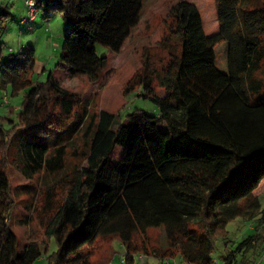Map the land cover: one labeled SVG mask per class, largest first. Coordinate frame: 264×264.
<instances>
[{
  "label": "trees",
  "instance_id": "trees-1",
  "mask_svg": "<svg viewBox=\"0 0 264 264\" xmlns=\"http://www.w3.org/2000/svg\"><path fill=\"white\" fill-rule=\"evenodd\" d=\"M32 1L45 18L62 14L66 31L57 67L91 83L107 68L95 45L118 53L143 2ZM243 3L214 0L218 33L210 36L193 4L173 5L168 32L180 52L159 81L164 94L154 95L147 80L140 85V97L157 107L158 116L135 110L116 128L114 115L106 111L85 128L74 95L51 73L44 83L33 84L34 49L6 59L0 49V90L10 98L23 96L19 109L8 106L0 116V155L15 147L33 172L56 173L65 145L55 143L85 129L86 152L45 227L46 243L51 238L56 243L48 264H97L82 248L110 236L123 245L124 264H134V255L148 257L135 252L134 237L161 227L168 250L163 257L185 264H252L246 254L264 241L261 233L213 259L216 243L228 239L227 226L237 218L264 229V81L258 77L264 64V3L249 9ZM6 4L0 8V35L11 17ZM117 147L122 151L116 160ZM10 197L0 156V264H33L47 244L29 241L20 248L9 225Z\"/></svg>",
  "mask_w": 264,
  "mask_h": 264
},
{
  "label": "rangeland",
  "instance_id": "rangeland-1",
  "mask_svg": "<svg viewBox=\"0 0 264 264\" xmlns=\"http://www.w3.org/2000/svg\"><path fill=\"white\" fill-rule=\"evenodd\" d=\"M26 1H0V8L6 3V5L10 4L11 14L0 35V49L4 59L9 54H18L20 50L34 49L32 83H44L51 73L62 89L74 95L77 102L74 110L83 116L85 128L92 117L100 111L114 115L113 128L135 110H141L150 116H158L157 107L140 97L142 92L140 85L147 80L154 95L161 98L164 94L159 81L172 55L178 56L180 52L179 42L169 36L168 32V24L171 21L169 11L177 2L186 1L197 8L206 36L218 33L214 0H143L139 21L118 53L95 45L96 55L107 58V68L96 83H91L84 76L68 75L56 65L61 56L66 31L62 14L52 13L50 17L45 18L38 13L33 20H29L31 18L25 5ZM262 3L264 0H244L243 6L244 9H249ZM258 77L264 81V64ZM22 97L21 93L11 97L9 104L0 108V116L5 114L8 106L19 109ZM159 129L163 130L164 125H159ZM83 130L85 129L82 127V133L55 143L56 146L65 145L63 166L56 173H48L44 169L33 172L29 167L32 163L27 161L26 165L22 162L19 150L15 147L3 151L4 153L0 155L5 160V172L10 185L9 225L18 239L20 248L29 241L47 244L46 251H42V256L33 264H48L47 257L56 251L53 238L46 243L48 240L44 231L49 219L62 203L67 188L69 189L72 184L74 171L86 152ZM121 151L120 147L114 150V159H119ZM262 208H264V197H262ZM227 230L228 239L216 243V251L213 254L215 262L220 253L233 251L235 245L247 236L253 233H261L264 236V229L260 226L257 228L254 221L242 218L232 221L227 226ZM142 244L145 245L143 250ZM133 246L136 248L135 252L145 251L152 264H165L158 261L165 259L163 254L168 252L165 251L167 244L162 227L149 229L142 236L136 235ZM82 252L88 254L97 264H105L108 260L109 264H123L121 259L125 255L123 245L115 236L100 237L92 246L82 248ZM140 254L142 253L137 255ZM246 257L252 264H264V241L261 245L258 244L253 253L246 254ZM235 258L238 262L241 257L236 254ZM168 262V264H185L180 259ZM216 264H219L218 261Z\"/></svg>",
  "mask_w": 264,
  "mask_h": 264
},
{
  "label": "built area",
  "instance_id": "built-area-1",
  "mask_svg": "<svg viewBox=\"0 0 264 264\" xmlns=\"http://www.w3.org/2000/svg\"><path fill=\"white\" fill-rule=\"evenodd\" d=\"M25 5H26V8H27L28 13L30 15V18H31L29 20H33V18L38 14V10L35 7L34 2L32 0H27ZM23 21H24V19H22L21 22H23ZM9 102H10V96L8 95V93L0 90V108L8 105ZM137 258L142 260L144 258V256L140 254V255H137ZM158 261L164 262L165 264H168L169 263L168 261H174V260H171L170 258H165V259H159ZM121 263H123V264L125 263V255L122 257Z\"/></svg>",
  "mask_w": 264,
  "mask_h": 264
},
{
  "label": "crops",
  "instance_id": "crops-1",
  "mask_svg": "<svg viewBox=\"0 0 264 264\" xmlns=\"http://www.w3.org/2000/svg\"><path fill=\"white\" fill-rule=\"evenodd\" d=\"M137 255V254H136ZM136 255H134L133 257H134V264H152V262L150 261V260H148V257L147 258H143L142 260H140V259H137V257H136ZM111 257V256H110ZM110 257H109V259H110ZM176 259H179V258H176ZM175 260V259H174ZM181 261V260H180ZM109 264V260L108 261H106V263L105 264ZM154 264V263H153Z\"/></svg>",
  "mask_w": 264,
  "mask_h": 264
}]
</instances>
